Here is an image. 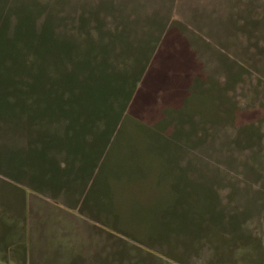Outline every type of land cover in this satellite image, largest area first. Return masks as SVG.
Segmentation results:
<instances>
[{"label":"rangeland","instance_id":"rangeland-1","mask_svg":"<svg viewBox=\"0 0 264 264\" xmlns=\"http://www.w3.org/2000/svg\"><path fill=\"white\" fill-rule=\"evenodd\" d=\"M41 34L54 76L99 64L128 106L44 161L66 122L2 115L0 264H264V0H0V80Z\"/></svg>","mask_w":264,"mask_h":264},{"label":"trees","instance_id":"trees-1","mask_svg":"<svg viewBox=\"0 0 264 264\" xmlns=\"http://www.w3.org/2000/svg\"><path fill=\"white\" fill-rule=\"evenodd\" d=\"M14 39L16 42L22 41L20 33H17ZM37 45L34 52L37 70L33 78L6 76L4 80H0L5 82L0 83V118L4 114L16 112L27 113L37 124H42L43 121L66 122L64 136L56 134L50 137L51 134H48L45 127L44 137L47 139L42 143L44 149L34 150L37 154L30 153L38 156L39 161H44L43 153L48 144L52 146L66 144L68 150H71L74 149L71 145L73 141L85 144L91 138L97 142L98 127L102 128L100 135L107 132V136L102 137L108 144L111 137L109 134L112 135L117 128L128 106V102L123 100L126 96L123 91L124 83L121 86L117 85V72L109 73L107 69L98 71L99 64L96 66L87 60L75 61L72 67L65 68L63 72L67 73L66 78L54 76L47 65L48 48L50 49L51 45L49 36L41 34ZM60 48L59 51L65 50L67 46L61 43ZM4 64L5 60L0 56V65ZM58 69L59 64H56V73ZM37 84H41L44 87L43 91L46 89L47 92L33 89ZM110 86L114 87L112 94ZM30 105L34 110H31ZM23 106L28 108L22 111ZM37 127L42 130L41 125Z\"/></svg>","mask_w":264,"mask_h":264}]
</instances>
